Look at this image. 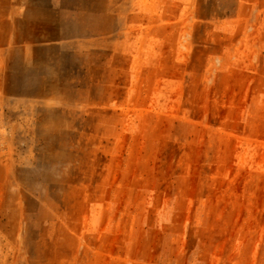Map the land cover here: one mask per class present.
Masks as SVG:
<instances>
[{
	"label": "rangeland",
	"instance_id": "rangeland-1",
	"mask_svg": "<svg viewBox=\"0 0 264 264\" xmlns=\"http://www.w3.org/2000/svg\"><path fill=\"white\" fill-rule=\"evenodd\" d=\"M0 264H264V0H0Z\"/></svg>",
	"mask_w": 264,
	"mask_h": 264
}]
</instances>
